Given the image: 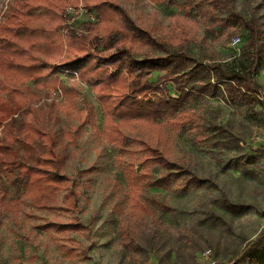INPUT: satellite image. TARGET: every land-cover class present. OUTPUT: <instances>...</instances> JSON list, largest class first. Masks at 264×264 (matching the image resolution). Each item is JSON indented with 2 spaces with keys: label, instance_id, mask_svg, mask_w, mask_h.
<instances>
[{
  "label": "rangeland",
  "instance_id": "obj_1",
  "mask_svg": "<svg viewBox=\"0 0 264 264\" xmlns=\"http://www.w3.org/2000/svg\"><path fill=\"white\" fill-rule=\"evenodd\" d=\"M17 1L0 0V22ZM87 1L75 7L95 22L78 11L70 25L82 27L80 36L64 20L57 31L64 51L70 34L99 37L100 19ZM115 1L169 50L205 67L242 69L249 62L247 32L227 23L226 8H208L203 0ZM232 5L264 30V0ZM131 53L138 61L165 54L142 43ZM162 73L145 77L155 82ZM209 73L186 85L176 107L133 116L100 101L75 72L56 73L61 87L55 89L48 76L5 95L22 102L0 128V264H228L264 236V37L254 76L261 89L251 100L230 98ZM206 82L213 89L196 90ZM155 96L178 99L172 83L149 101ZM30 127L54 136L58 170L75 182L78 211L64 201L69 185L27 184L25 168L36 166L43 150ZM156 154L177 167L160 168ZM182 171L204 182L194 185ZM257 254L251 249L237 264H264V253Z\"/></svg>",
  "mask_w": 264,
  "mask_h": 264
},
{
  "label": "trees",
  "instance_id": "obj_2",
  "mask_svg": "<svg viewBox=\"0 0 264 264\" xmlns=\"http://www.w3.org/2000/svg\"><path fill=\"white\" fill-rule=\"evenodd\" d=\"M77 1L18 0L15 9L0 22V128L13 117L22 102L10 101L5 95L10 94L11 98L15 88L26 82L44 80L48 76H51L46 80L50 87H61L56 73L62 71L75 72L83 83L96 89L100 101L111 103L120 116L138 115L144 110L158 113L161 108L176 107L186 94V85L197 82L203 71L208 75L212 71L215 80L224 84V90L230 98L251 100L252 95L261 89L254 76L259 68L264 30L254 19L244 18L235 12L232 0H203L208 8H226L227 23L238 25L247 32L245 52L249 62L242 69L230 70H224L219 65L205 67L183 51L169 50L150 30L135 24L115 0H88L86 6L97 13L100 19L99 37L81 38L70 34L69 47L64 51L57 31L65 20L62 12L68 7H75ZM135 43H142L165 54L138 61L131 53V46ZM190 64L192 67L185 71ZM135 70L138 71L135 73ZM157 71L163 73L155 82L145 77ZM167 83L175 86L178 99L168 97L163 100L155 96L149 101V95H154ZM213 87L210 82L199 83L196 90L208 91ZM30 131L41 138L43 150L39 163L25 168L27 184L33 185L44 180L69 185L64 201L71 211H78L75 182L58 170L54 136L31 127ZM112 135L120 140V128L115 127ZM154 160L160 168L177 167L175 163L167 162L157 154ZM181 174H185L188 182L194 185L204 182L189 172L182 171ZM70 226L83 227L80 223H71ZM263 246L264 236L246 245L228 264H237L251 249L258 250L257 257L263 256Z\"/></svg>",
  "mask_w": 264,
  "mask_h": 264
},
{
  "label": "built area",
  "instance_id": "obj_3",
  "mask_svg": "<svg viewBox=\"0 0 264 264\" xmlns=\"http://www.w3.org/2000/svg\"><path fill=\"white\" fill-rule=\"evenodd\" d=\"M81 10V14L82 13H86L85 16H87V21L93 23L95 22V19H94V16L92 13H89L85 10L84 7L82 6H78V7H68L64 10L63 12V17L65 18V22H66V25H68L71 29H75L76 30V33L78 35H82L84 34L83 31L81 30L82 27L81 26H78L76 28H73L70 24H71V21H75V19L77 18L76 15L78 14L77 12ZM239 43V38H235L232 40V46H236L237 44Z\"/></svg>",
  "mask_w": 264,
  "mask_h": 264
}]
</instances>
